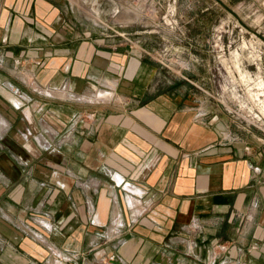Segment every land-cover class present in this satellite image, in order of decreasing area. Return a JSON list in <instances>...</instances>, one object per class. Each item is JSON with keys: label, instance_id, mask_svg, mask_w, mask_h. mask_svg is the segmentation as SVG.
<instances>
[{"label": "crops", "instance_id": "0c3cea01", "mask_svg": "<svg viewBox=\"0 0 264 264\" xmlns=\"http://www.w3.org/2000/svg\"><path fill=\"white\" fill-rule=\"evenodd\" d=\"M131 1L0 0V264H264V139Z\"/></svg>", "mask_w": 264, "mask_h": 264}, {"label": "rangeland", "instance_id": "374dc122", "mask_svg": "<svg viewBox=\"0 0 264 264\" xmlns=\"http://www.w3.org/2000/svg\"><path fill=\"white\" fill-rule=\"evenodd\" d=\"M88 2L71 0L70 4L77 3L80 10L88 11L95 24L108 25L103 20L110 9L108 2L97 0L96 6ZM212 3L132 0L128 5L144 11L142 26L159 35L161 45L156 52L162 62L171 64L174 74L182 79L192 64L199 65L202 72H208L209 98L237 128L247 126L246 130L264 139V0H226L223 12L211 9ZM202 7L210 8L209 16L197 15ZM190 9L194 11L186 15L184 11ZM253 115L257 116L254 121L250 118Z\"/></svg>", "mask_w": 264, "mask_h": 264}, {"label": "built area", "instance_id": "2783aa9c", "mask_svg": "<svg viewBox=\"0 0 264 264\" xmlns=\"http://www.w3.org/2000/svg\"><path fill=\"white\" fill-rule=\"evenodd\" d=\"M96 23H97V22H96ZM96 25H97V24H96ZM158 56H159V58H160V62L162 63V65L165 66L166 63H163V62L161 61V59H162L161 55L158 54ZM228 112L230 113L231 111H228ZM196 116H197V117H200V116H202V114L197 113ZM250 118H251V120H253V119H256L257 116L253 115V117H250ZM257 120H259V119H257ZM253 121H254V120H253ZM222 136L225 137V138H227V137H228V133L224 132ZM235 139H236L235 137H231V140H235ZM41 222H42V220H39V221H38V223H40V225H41L45 230H50V225H47V224H45L44 222H42V223H41ZM192 225H193V228H194L196 231H199V230H200V226L198 225V223H197L196 221H194ZM219 251H221V252H225V251H226L225 246H222V245L219 246ZM235 264H239V262H235Z\"/></svg>", "mask_w": 264, "mask_h": 264}, {"label": "bare ground", "instance_id": "6f19581e", "mask_svg": "<svg viewBox=\"0 0 264 264\" xmlns=\"http://www.w3.org/2000/svg\"><path fill=\"white\" fill-rule=\"evenodd\" d=\"M105 94L103 93V92H99V94L96 96V97H98V98H105ZM94 99V98H93ZM87 100V99H86Z\"/></svg>", "mask_w": 264, "mask_h": 264}]
</instances>
